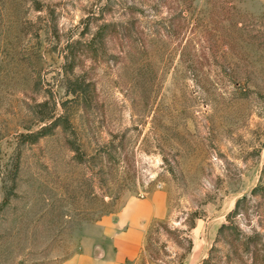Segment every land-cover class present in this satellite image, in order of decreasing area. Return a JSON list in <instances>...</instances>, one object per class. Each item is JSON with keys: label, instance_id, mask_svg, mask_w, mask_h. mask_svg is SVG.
I'll list each match as a JSON object with an SVG mask.
<instances>
[{"label": "rangeland", "instance_id": "374dc122", "mask_svg": "<svg viewBox=\"0 0 264 264\" xmlns=\"http://www.w3.org/2000/svg\"><path fill=\"white\" fill-rule=\"evenodd\" d=\"M150 198L129 264H264V0H0V264Z\"/></svg>", "mask_w": 264, "mask_h": 264}, {"label": "crops", "instance_id": "0c3cea01", "mask_svg": "<svg viewBox=\"0 0 264 264\" xmlns=\"http://www.w3.org/2000/svg\"><path fill=\"white\" fill-rule=\"evenodd\" d=\"M165 215V203L154 198L132 200L115 218L104 222L103 237L56 264H129L142 255L149 223Z\"/></svg>", "mask_w": 264, "mask_h": 264}, {"label": "trees", "instance_id": "16d2710c", "mask_svg": "<svg viewBox=\"0 0 264 264\" xmlns=\"http://www.w3.org/2000/svg\"><path fill=\"white\" fill-rule=\"evenodd\" d=\"M124 29H125V27H124ZM107 31H110V32L112 31V33H113V32H117V33L120 34V29L117 27L116 24H105V25L102 26V30L99 32L98 35H100V36H98V38H99V37H101V38L104 37ZM100 33H103V34H100ZM98 38L96 37V38L92 39L90 42H86V43H85L86 46H87V48H88V50H91V49L94 48V45H95L94 43H95V41H96ZM238 205H239V202H238V204H237V207H238ZM237 207H236V209H237ZM156 224H158V225H163V222H157ZM190 227H191V228H195L194 219H193L192 223L190 224ZM188 242H189V245H190V247H191V245H192V240H191L190 238H188ZM189 251H190V250H188L187 252H189ZM208 262H209L208 259H206L205 262H204V264H208Z\"/></svg>", "mask_w": 264, "mask_h": 264}]
</instances>
